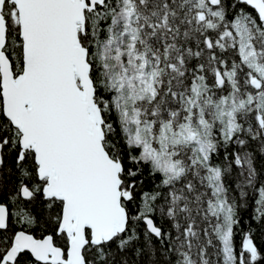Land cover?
<instances>
[{"label":"snow or ice","instance_id":"1","mask_svg":"<svg viewBox=\"0 0 264 264\" xmlns=\"http://www.w3.org/2000/svg\"><path fill=\"white\" fill-rule=\"evenodd\" d=\"M0 264H264V0H0Z\"/></svg>","mask_w":264,"mask_h":264},{"label":"trees","instance_id":"2","mask_svg":"<svg viewBox=\"0 0 264 264\" xmlns=\"http://www.w3.org/2000/svg\"><path fill=\"white\" fill-rule=\"evenodd\" d=\"M237 239H239V238H237Z\"/></svg>","mask_w":264,"mask_h":264}]
</instances>
